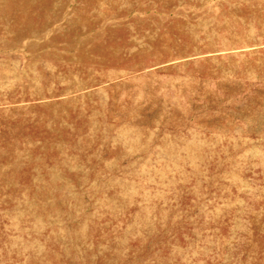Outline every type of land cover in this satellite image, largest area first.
Masks as SVG:
<instances>
[{"label": "rangeland", "instance_id": "obj_1", "mask_svg": "<svg viewBox=\"0 0 264 264\" xmlns=\"http://www.w3.org/2000/svg\"><path fill=\"white\" fill-rule=\"evenodd\" d=\"M0 264H264V0H0Z\"/></svg>", "mask_w": 264, "mask_h": 264}]
</instances>
